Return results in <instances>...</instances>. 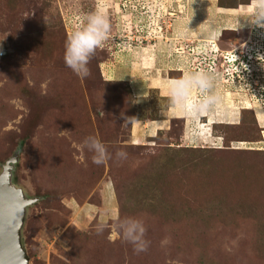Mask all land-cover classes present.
<instances>
[{
  "label": "rangeland",
  "instance_id": "obj_1",
  "mask_svg": "<svg viewBox=\"0 0 264 264\" xmlns=\"http://www.w3.org/2000/svg\"><path fill=\"white\" fill-rule=\"evenodd\" d=\"M98 1L0 0V173L15 155L9 183L32 200L19 230L26 264H264V95L222 68L231 46L256 42V25L195 35L183 9L181 36H147L150 0ZM98 10L109 35L80 79L65 42ZM147 41L158 48L141 52ZM199 71L218 100L193 117L168 98L169 79ZM161 118L165 130L145 132ZM89 136L112 158L93 163ZM125 217L143 222L147 251L116 235Z\"/></svg>",
  "mask_w": 264,
  "mask_h": 264
},
{
  "label": "clouds",
  "instance_id": "obj_2",
  "mask_svg": "<svg viewBox=\"0 0 264 264\" xmlns=\"http://www.w3.org/2000/svg\"><path fill=\"white\" fill-rule=\"evenodd\" d=\"M254 6L252 24L264 28V0H252ZM110 24L107 15L98 10L84 17L79 27L66 39L64 49V63L78 78L85 79L90 75L88 67L96 50L103 47L107 40ZM213 88V78L203 72L188 73L177 85L171 89V95L175 103L187 111L193 117L207 111L214 105L218 97L210 94ZM198 91L200 99H192L191 93ZM83 149L93 153V163L99 165L112 158L104 143L97 137L89 136L81 144ZM116 157L123 159L126 153L117 151ZM114 229L116 235L133 246L137 253L147 251L148 242L144 239L147 229L143 222L136 218H118ZM99 231H103L101 226Z\"/></svg>",
  "mask_w": 264,
  "mask_h": 264
},
{
  "label": "crops",
  "instance_id": "obj_3",
  "mask_svg": "<svg viewBox=\"0 0 264 264\" xmlns=\"http://www.w3.org/2000/svg\"><path fill=\"white\" fill-rule=\"evenodd\" d=\"M98 2L100 3V0ZM155 4H160L159 7L162 12L158 14H161L162 17L158 16V19L153 18V20H151L152 18L150 16L153 14V8H156ZM143 6H149V8L152 7L150 10L151 15H147L146 19L145 16L141 18L143 19L145 28V32H143L147 36L150 34H156L153 32H155V29L159 26L163 28L160 35L170 37L177 35L181 36L182 32L187 29V27L183 29V9L186 11L185 14L188 15L187 20L190 19L189 25H193L190 27V32L193 30L195 35H198V32L201 34L209 33L211 28L213 29L215 27L222 32L242 30L244 26H248L250 23L252 24L254 11L252 0H150L147 2V5L145 2ZM161 19L162 22H158ZM197 20H200L203 24L201 29H199L200 22L198 23ZM145 22L147 26L145 25ZM253 26L255 25L252 24V27L249 26V28L253 29ZM259 28L260 27H258V29ZM151 46H153L152 49H156L159 45H151L150 41H147L144 46H140L142 47L140 48V51L145 52L147 50H152ZM169 81H172L173 83L174 81L179 82L180 80L173 78L169 79ZM168 98L173 99L172 95ZM181 118L185 122V126L188 121H192L189 115ZM147 121V123L142 124V127L145 126V132H149L150 125L154 124V127H151L152 134L165 130L164 127L167 125V120L164 118L159 119V121ZM138 126V122H132V130H134V128L135 130H138ZM138 132L139 130L135 131V133L134 131H131V137L135 136L138 138Z\"/></svg>",
  "mask_w": 264,
  "mask_h": 264
},
{
  "label": "water",
  "instance_id": "obj_4",
  "mask_svg": "<svg viewBox=\"0 0 264 264\" xmlns=\"http://www.w3.org/2000/svg\"><path fill=\"white\" fill-rule=\"evenodd\" d=\"M15 155L8 159L0 173V264H26L19 239L24 209L32 203L9 183V172Z\"/></svg>",
  "mask_w": 264,
  "mask_h": 264
},
{
  "label": "built area",
  "instance_id": "obj_5",
  "mask_svg": "<svg viewBox=\"0 0 264 264\" xmlns=\"http://www.w3.org/2000/svg\"><path fill=\"white\" fill-rule=\"evenodd\" d=\"M254 33H256L254 35L256 37V42L253 41L256 43L255 51L240 58L237 57L236 53H231L232 51L224 52V56H222V65L224 67L222 66V68H224L223 73L225 76L233 78L237 83L244 81L243 85L251 84L254 91L257 92L258 97H261L262 94L264 95V83L261 84L258 80L264 82V77L261 75L263 71L260 73L261 71L259 69V62H264V28L256 29ZM255 63H257V65ZM254 65H256L255 68ZM256 73L258 75H256Z\"/></svg>",
  "mask_w": 264,
  "mask_h": 264
},
{
  "label": "flooded vegetation",
  "instance_id": "obj_6",
  "mask_svg": "<svg viewBox=\"0 0 264 264\" xmlns=\"http://www.w3.org/2000/svg\"><path fill=\"white\" fill-rule=\"evenodd\" d=\"M258 29V28H257ZM262 29V28H260ZM249 30H253V29H249ZM227 32H232L230 34H234L233 32L235 31H227ZM225 32V33H227ZM246 36L251 34L250 31H247ZM255 42H252L248 39H245L244 42L239 43L237 45L231 46L230 51H232L233 53H236L237 57H243L244 55H247L248 53H253L255 51Z\"/></svg>",
  "mask_w": 264,
  "mask_h": 264
},
{
  "label": "trees",
  "instance_id": "obj_7",
  "mask_svg": "<svg viewBox=\"0 0 264 264\" xmlns=\"http://www.w3.org/2000/svg\"><path fill=\"white\" fill-rule=\"evenodd\" d=\"M175 79H177V78H175ZM172 120H174V119H172ZM182 123V122H181Z\"/></svg>",
  "mask_w": 264,
  "mask_h": 264
}]
</instances>
